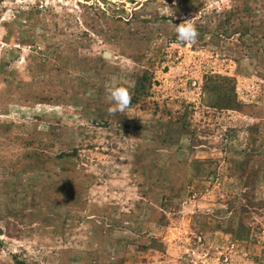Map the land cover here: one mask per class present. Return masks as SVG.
<instances>
[{
    "label": "rangeland",
    "instance_id": "374dc122",
    "mask_svg": "<svg viewBox=\"0 0 264 264\" xmlns=\"http://www.w3.org/2000/svg\"><path fill=\"white\" fill-rule=\"evenodd\" d=\"M0 264H264V0H0Z\"/></svg>",
    "mask_w": 264,
    "mask_h": 264
},
{
    "label": "clouds",
    "instance_id": "9594fccd",
    "mask_svg": "<svg viewBox=\"0 0 264 264\" xmlns=\"http://www.w3.org/2000/svg\"><path fill=\"white\" fill-rule=\"evenodd\" d=\"M186 21L189 22H182L175 28L177 39L180 42L195 43L198 37V32L190 20ZM109 96L110 102L113 105L108 109L110 113H123L130 105L131 94L126 87L119 86L112 88Z\"/></svg>",
    "mask_w": 264,
    "mask_h": 264
}]
</instances>
